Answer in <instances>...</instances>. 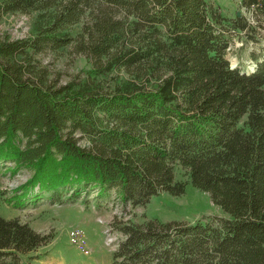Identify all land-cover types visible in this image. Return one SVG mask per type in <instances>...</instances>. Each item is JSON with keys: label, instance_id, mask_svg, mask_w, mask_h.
Masks as SVG:
<instances>
[{"label": "trees", "instance_id": "1", "mask_svg": "<svg viewBox=\"0 0 264 264\" xmlns=\"http://www.w3.org/2000/svg\"><path fill=\"white\" fill-rule=\"evenodd\" d=\"M240 7L263 23L264 0ZM15 13L38 16L33 34L0 42V164L34 174L8 203L90 188L147 206L185 193L181 166L228 218L116 216L112 264H264V58L251 72L228 58L244 17L209 0H0V21ZM67 48L91 68L62 83L40 57ZM47 240L0 215V264L36 259Z\"/></svg>", "mask_w": 264, "mask_h": 264}, {"label": "rangeland", "instance_id": "2", "mask_svg": "<svg viewBox=\"0 0 264 264\" xmlns=\"http://www.w3.org/2000/svg\"><path fill=\"white\" fill-rule=\"evenodd\" d=\"M209 1L229 19L235 18L238 11L241 12V16L251 26L246 31H231L227 35L230 39L228 58L233 66L243 67L248 72L255 70L253 55L264 58V21L261 26L258 25L254 13L240 7V0ZM37 16V13L5 15L0 21V42L33 34ZM40 58L53 75L60 77L62 83L85 78V70L91 68L88 60L73 48ZM121 74L115 71L103 81L112 82ZM80 142L82 145L87 144L83 138ZM7 165L11 167L12 163L8 162ZM9 166L0 164V215L8 219L18 218L48 237L47 242L32 254L37 258L30 260L28 256L22 257L23 264H112V253L123 238L120 232L112 228L116 216L136 222L158 218L190 223L217 217L228 218L214 204L209 193L191 184L186 170L181 166L175 168V176L177 180L188 183L183 195L163 193L153 197L147 206L135 208L129 204L126 206L117 190L111 189L106 196L101 197L97 195L99 189L90 188H85L82 195L74 200L66 194L61 201H53L46 194L35 201L30 198L23 208H14L8 199L30 180L34 171L26 167L13 170L7 168Z\"/></svg>", "mask_w": 264, "mask_h": 264}, {"label": "water", "instance_id": "3", "mask_svg": "<svg viewBox=\"0 0 264 264\" xmlns=\"http://www.w3.org/2000/svg\"><path fill=\"white\" fill-rule=\"evenodd\" d=\"M237 17H241V12H237Z\"/></svg>", "mask_w": 264, "mask_h": 264}]
</instances>
